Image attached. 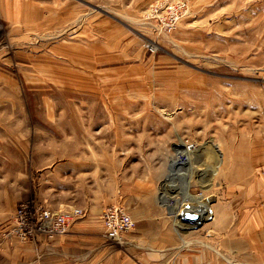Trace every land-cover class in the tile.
Listing matches in <instances>:
<instances>
[{
    "label": "rangeland",
    "instance_id": "374dc122",
    "mask_svg": "<svg viewBox=\"0 0 264 264\" xmlns=\"http://www.w3.org/2000/svg\"><path fill=\"white\" fill-rule=\"evenodd\" d=\"M164 4L181 6L169 34ZM0 30L1 151L32 166L26 198L0 184V264L57 252L8 235L31 199L83 210L92 264L125 251L101 220L121 202L209 252L222 238L224 264H264V0H0Z\"/></svg>",
    "mask_w": 264,
    "mask_h": 264
},
{
    "label": "crops",
    "instance_id": "0c3cea01",
    "mask_svg": "<svg viewBox=\"0 0 264 264\" xmlns=\"http://www.w3.org/2000/svg\"><path fill=\"white\" fill-rule=\"evenodd\" d=\"M0 119L11 121V112L0 114ZM6 134L10 143L6 145L7 147L0 143V184L11 185V195L14 196L19 186V195L26 198L31 193L32 166H26V156H19L17 163H14L13 158L11 162V150L7 152V155L2 153V149H11V126H8ZM148 200L152 201L153 198ZM120 207L125 208L132 216L136 222V228L123 237L125 251L121 250L118 253V264H224L223 259L218 258V245L223 243L222 238L218 241V237H215V253L209 252L200 245V241H195V244L187 243L186 240L177 236L160 209L143 205L139 206L141 208L129 210L124 202H121ZM191 214L198 216L199 213ZM185 216L184 220H186ZM89 229H91L90 225L80 222L70 225L68 234L63 237H55L52 240L40 239L41 250L54 249L57 252H53L54 255L51 257H44L39 263L92 264V260L88 257V250L93 247L97 237L85 231ZM25 258L27 261L32 260L28 256Z\"/></svg>",
    "mask_w": 264,
    "mask_h": 264
},
{
    "label": "built area",
    "instance_id": "2783aa9c",
    "mask_svg": "<svg viewBox=\"0 0 264 264\" xmlns=\"http://www.w3.org/2000/svg\"><path fill=\"white\" fill-rule=\"evenodd\" d=\"M181 6L174 4H164V12L172 15L171 19L161 18V29L169 34L177 24ZM1 31V30H0ZM3 40V33H0V42ZM83 215L81 209H70L66 211H56L50 209L45 203H40L35 199L26 200L19 205L14 216V225L8 231V235L14 234L20 240L26 242H36L42 238H53L61 236L67 232L69 225L75 219ZM102 223L106 230L107 238L118 243L123 242L125 234L132 232L136 228L133 218L120 207L107 208L101 216Z\"/></svg>",
    "mask_w": 264,
    "mask_h": 264
},
{
    "label": "water",
    "instance_id": "95a60500",
    "mask_svg": "<svg viewBox=\"0 0 264 264\" xmlns=\"http://www.w3.org/2000/svg\"><path fill=\"white\" fill-rule=\"evenodd\" d=\"M185 217L186 220L184 221L189 224H195L199 221V217L197 215L187 214Z\"/></svg>",
    "mask_w": 264,
    "mask_h": 264
},
{
    "label": "bare ground",
    "instance_id": "6f19581e",
    "mask_svg": "<svg viewBox=\"0 0 264 264\" xmlns=\"http://www.w3.org/2000/svg\"><path fill=\"white\" fill-rule=\"evenodd\" d=\"M189 155H190V154H189ZM189 155L186 154V157H187L188 159H189ZM186 160H187V159H186ZM189 160H190V159H189ZM187 162H188V161H187ZM187 162H186V163H187ZM188 163H189V162H188ZM189 164H190V163H189ZM188 166H189V169H190V168H191V165H188ZM173 176H175V175H173ZM175 178H176V176H175ZM172 179H173V178H172ZM200 180H201V179H200ZM184 183H185V182H184ZM185 187H187V186H185ZM185 187H184V188H185Z\"/></svg>",
    "mask_w": 264,
    "mask_h": 264
}]
</instances>
